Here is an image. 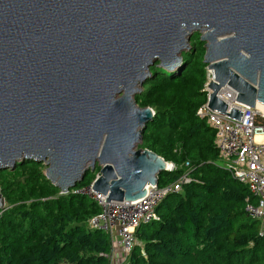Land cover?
<instances>
[{"label":"water","instance_id":"95a60500","mask_svg":"<svg viewBox=\"0 0 264 264\" xmlns=\"http://www.w3.org/2000/svg\"><path fill=\"white\" fill-rule=\"evenodd\" d=\"M196 32L208 107L239 121L216 96L226 85L264 106V0H0V172L42 163L66 194L98 167L105 202L142 198L167 162L138 148L154 112L134 97Z\"/></svg>","mask_w":264,"mask_h":264},{"label":"trees","instance_id":"16d2710c","mask_svg":"<svg viewBox=\"0 0 264 264\" xmlns=\"http://www.w3.org/2000/svg\"><path fill=\"white\" fill-rule=\"evenodd\" d=\"M189 44L177 69L156 62L134 97L154 112L138 148L175 167L159 175L158 185L183 174L190 182L161 202L158 221L136 230L127 264H264V236L244 211L248 189L220 168L213 132L195 115L205 102L206 65L198 34ZM44 170L23 160L0 172V264H109L108 235L87 225L98 205L85 195L60 194ZM98 170L76 188L88 186Z\"/></svg>","mask_w":264,"mask_h":264},{"label":"built area","instance_id":"2783aa9c","mask_svg":"<svg viewBox=\"0 0 264 264\" xmlns=\"http://www.w3.org/2000/svg\"><path fill=\"white\" fill-rule=\"evenodd\" d=\"M212 81L214 76L206 69L202 87L205 102L198 107L195 115L213 132L220 168L247 187L249 197L245 200L244 211L259 223V235L264 236V112L257 106L250 108L237 102V93L227 85L216 96L226 105V114L231 108L241 112L239 121L211 110L208 107L210 90L207 86ZM174 170V165L167 162V171ZM92 182L85 187L70 189L66 194L85 195L98 205L100 212L91 217L87 225L91 230L108 235L111 250L107 258L109 264H114L113 249L120 248L121 260L127 262L132 249L138 244L136 230L158 221V206L168 196L179 193L190 182V177L183 174L173 183L154 187L148 185L145 195L134 201L105 202L106 196L96 193Z\"/></svg>","mask_w":264,"mask_h":264},{"label":"crops","instance_id":"0c3cea01","mask_svg":"<svg viewBox=\"0 0 264 264\" xmlns=\"http://www.w3.org/2000/svg\"><path fill=\"white\" fill-rule=\"evenodd\" d=\"M120 252H121V250L118 247H115L113 249V256H114V260L113 261H114V264H122L121 263Z\"/></svg>","mask_w":264,"mask_h":264},{"label":"rangeland","instance_id":"374dc122","mask_svg":"<svg viewBox=\"0 0 264 264\" xmlns=\"http://www.w3.org/2000/svg\"><path fill=\"white\" fill-rule=\"evenodd\" d=\"M195 34H198V37L200 36V33H199V32L193 33L192 36L195 35ZM192 36H191V37H192ZM190 39H191V38H190ZM121 255H122V252H120V257H121ZM129 257H130V256H129ZM128 259H129V258H128ZM127 261H128V260H127ZM121 263H122V264H127V262H122V260H121Z\"/></svg>","mask_w":264,"mask_h":264},{"label":"bare ground","instance_id":"6f19581e","mask_svg":"<svg viewBox=\"0 0 264 264\" xmlns=\"http://www.w3.org/2000/svg\"><path fill=\"white\" fill-rule=\"evenodd\" d=\"M258 109H260L262 112H264V106L263 105H256Z\"/></svg>","mask_w":264,"mask_h":264}]
</instances>
